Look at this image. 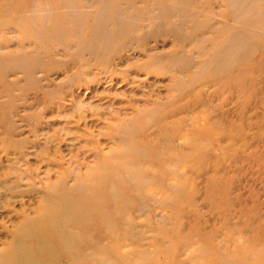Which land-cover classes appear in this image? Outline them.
<instances>
[{
  "label": "rangeland",
  "instance_id": "obj_1",
  "mask_svg": "<svg viewBox=\"0 0 264 264\" xmlns=\"http://www.w3.org/2000/svg\"><path fill=\"white\" fill-rule=\"evenodd\" d=\"M227 1L199 0L197 37L145 12L129 39L79 54L19 27L50 1L0 0V264H264V28L233 68L201 66ZM34 54L29 73L12 62Z\"/></svg>",
  "mask_w": 264,
  "mask_h": 264
},
{
  "label": "bare ground",
  "instance_id": "obj_2",
  "mask_svg": "<svg viewBox=\"0 0 264 264\" xmlns=\"http://www.w3.org/2000/svg\"><path fill=\"white\" fill-rule=\"evenodd\" d=\"M45 1L51 3L47 5L44 3ZM263 1H227L234 11L228 13V17L226 16L228 23L225 29L216 31V36L211 41L213 47H210L212 52L210 60L201 63L203 70L216 67L222 73V71L235 66L234 54L238 56L240 53L243 60L250 56L255 42L258 43L261 38V35L258 36L255 31H262L264 28V6L258 8L256 18L251 17V13L255 9L254 7ZM38 2L44 3L48 8H44L42 5L40 8L35 7L34 11L38 13L37 19L34 17L25 19L21 16L22 22L19 27L27 32L34 41L40 42L44 48H47L51 42L58 41L55 38L59 40L65 38L67 41L74 39L79 43V54L86 49L91 50L94 54H103L108 52L111 46L113 48L114 44L129 39L128 33L131 29L129 23L132 21L143 22L145 12L149 13L148 17L157 27L163 23L172 25L167 33L181 40L197 37L201 26L200 15L208 13L203 7L198 6L199 0H151L150 4L143 5L141 8H137L139 0H38ZM84 3L97 5L98 9L90 12ZM151 9H157L159 15H151ZM173 18L177 19V24L173 23ZM125 20H128L129 23ZM49 21H51L49 27L42 25ZM109 21L113 22L112 27L110 24L107 25ZM38 23L39 26H36ZM64 23L68 27L63 28L61 24ZM236 23L241 26L234 32L233 26ZM187 25L189 26L188 31L184 28ZM34 55L33 57H17L12 62L14 65L23 67L29 73L31 67L34 69L40 66V54ZM173 61H175L174 58ZM185 65L187 66L186 61L183 67ZM70 199L72 198L68 193L61 195V210H63L68 223L72 221L78 224L87 217L88 212L82 207L83 205ZM7 264H32V262L27 255H20Z\"/></svg>",
  "mask_w": 264,
  "mask_h": 264
}]
</instances>
